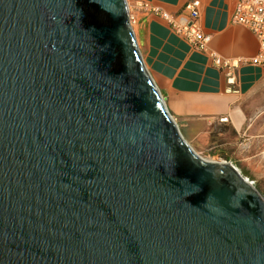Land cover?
Returning a JSON list of instances; mask_svg holds the SVG:
<instances>
[{"label": "water", "instance_id": "water-1", "mask_svg": "<svg viewBox=\"0 0 264 264\" xmlns=\"http://www.w3.org/2000/svg\"><path fill=\"white\" fill-rule=\"evenodd\" d=\"M0 264H264V198L184 140L126 0H0Z\"/></svg>", "mask_w": 264, "mask_h": 264}, {"label": "crops", "instance_id": "crops-1", "mask_svg": "<svg viewBox=\"0 0 264 264\" xmlns=\"http://www.w3.org/2000/svg\"><path fill=\"white\" fill-rule=\"evenodd\" d=\"M126 1L143 63L184 140L195 142L213 126L225 125L240 137L247 157H264V67L238 64L229 86L211 57L171 30L160 15L187 16L185 5L191 0ZM199 1L198 24L210 36V51L227 60L250 59L258 52L256 37L230 22L235 0Z\"/></svg>", "mask_w": 264, "mask_h": 264}, {"label": "built area", "instance_id": "built-area-1", "mask_svg": "<svg viewBox=\"0 0 264 264\" xmlns=\"http://www.w3.org/2000/svg\"><path fill=\"white\" fill-rule=\"evenodd\" d=\"M187 16H172L161 12L171 30L181 36L193 48L207 53L213 64L225 75L226 83L234 84L233 71L240 63H251L264 67V0H235L230 14V22L248 29L257 39L258 52L250 59L227 60L218 57L208 49L210 36L203 34L199 28L200 1L191 0L185 5ZM221 120H225L222 118Z\"/></svg>", "mask_w": 264, "mask_h": 264}, {"label": "rangeland", "instance_id": "rangeland-1", "mask_svg": "<svg viewBox=\"0 0 264 264\" xmlns=\"http://www.w3.org/2000/svg\"><path fill=\"white\" fill-rule=\"evenodd\" d=\"M210 131L207 137L187 143L193 151L206 160H225L232 163L264 198V157H247V152L241 148L240 137L234 135L225 125H215ZM231 140L237 141L231 142ZM253 153L262 152L253 150Z\"/></svg>", "mask_w": 264, "mask_h": 264}]
</instances>
